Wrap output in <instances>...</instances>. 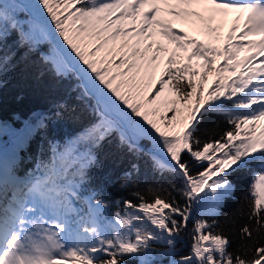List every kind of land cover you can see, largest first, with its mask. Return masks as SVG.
I'll use <instances>...</instances> for the list:
<instances>
[{"label":"snow or ice","instance_id":"snow-or-ice-1","mask_svg":"<svg viewBox=\"0 0 264 264\" xmlns=\"http://www.w3.org/2000/svg\"><path fill=\"white\" fill-rule=\"evenodd\" d=\"M10 32L30 51L49 45L54 75H76L96 105L34 169L0 159V264H153L157 243L175 257L190 221V253L171 264H264V0H0V72ZM214 116L228 125L218 138V123L202 130ZM113 137L171 191L109 201L92 187L95 150ZM246 170L226 234L219 217Z\"/></svg>","mask_w":264,"mask_h":264},{"label":"trees","instance_id":"trees-1","mask_svg":"<svg viewBox=\"0 0 264 264\" xmlns=\"http://www.w3.org/2000/svg\"><path fill=\"white\" fill-rule=\"evenodd\" d=\"M25 16L26 14H21L20 18L24 19ZM50 51L47 44L31 51L27 47H20L18 34L11 32L3 49V53L10 56V60L0 72V144L4 143L0 147V157L10 166L13 159L15 160L14 169L17 175L34 169L42 158L46 159L50 155L51 144H64L94 121L95 99L83 94L81 81L76 75H54L44 59L50 55ZM217 123L218 138L228 127L224 117L214 116L206 120L202 130ZM29 127L32 129L31 135L21 143L23 134ZM95 156L97 162L89 170V180L91 186L109 201L131 199L135 202L133 191H143L153 186H163L171 191L169 186L175 182L170 176L161 177L154 172L146 156L133 155L122 148L116 137L103 142L95 150ZM134 164L137 171L132 168ZM126 173H131L130 184L122 186ZM252 176V171L246 170L234 177L235 194L227 200L223 214L219 217L226 234L231 233L229 227H225L224 220L236 212L242 203H246L244 196ZM173 195L177 194L173 192ZM115 210V207L110 209L113 213ZM243 222L240 221L241 224ZM192 228L193 222L190 221L188 228L177 239L175 257L160 255L167 246L155 244L156 251L151 257L153 264H171L180 255L189 254ZM236 246L234 242L233 248ZM128 264H139V261L131 259Z\"/></svg>","mask_w":264,"mask_h":264},{"label":"rangeland","instance_id":"rangeland-1","mask_svg":"<svg viewBox=\"0 0 264 264\" xmlns=\"http://www.w3.org/2000/svg\"><path fill=\"white\" fill-rule=\"evenodd\" d=\"M177 27H180V25H177ZM227 29H225V31H226ZM190 34H194V33H190ZM197 38H200V39H202L203 37H200V36H198ZM1 158H2V156H1ZM0 158V159H1Z\"/></svg>","mask_w":264,"mask_h":264}]
</instances>
